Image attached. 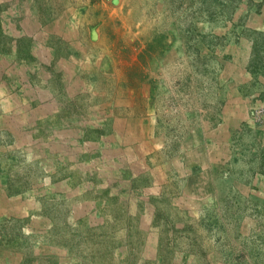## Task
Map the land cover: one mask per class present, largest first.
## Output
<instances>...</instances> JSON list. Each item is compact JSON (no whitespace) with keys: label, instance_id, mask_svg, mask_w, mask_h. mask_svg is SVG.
Wrapping results in <instances>:
<instances>
[{"label":"rangeland","instance_id":"1","mask_svg":"<svg viewBox=\"0 0 264 264\" xmlns=\"http://www.w3.org/2000/svg\"><path fill=\"white\" fill-rule=\"evenodd\" d=\"M0 264H264V0H0Z\"/></svg>","mask_w":264,"mask_h":264}]
</instances>
